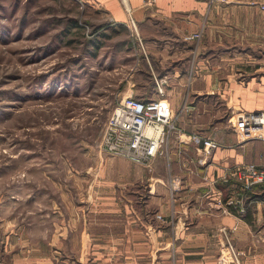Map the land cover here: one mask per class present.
<instances>
[{
  "label": "crops",
  "instance_id": "obj_1",
  "mask_svg": "<svg viewBox=\"0 0 264 264\" xmlns=\"http://www.w3.org/2000/svg\"><path fill=\"white\" fill-rule=\"evenodd\" d=\"M257 1H82L104 19L97 35L128 27L129 15L136 22L137 67L117 94L159 96L154 81L162 76L172 111L189 105L178 115L185 130L220 144L203 157L189 138L180 151L171 138L167 153L148 164L86 147L80 156L58 154L25 164L24 175L0 177V264H235L222 227L241 264H264V183L236 205L223 202L240 191L237 165L264 168V138L239 141L227 119L240 109L264 111ZM199 29L200 38L185 37Z\"/></svg>",
  "mask_w": 264,
  "mask_h": 264
},
{
  "label": "rangeland",
  "instance_id": "obj_2",
  "mask_svg": "<svg viewBox=\"0 0 264 264\" xmlns=\"http://www.w3.org/2000/svg\"><path fill=\"white\" fill-rule=\"evenodd\" d=\"M82 1L0 0L1 178L36 160L100 149L104 122L126 94L117 87L137 67L132 29L97 35L104 19Z\"/></svg>",
  "mask_w": 264,
  "mask_h": 264
},
{
  "label": "built area",
  "instance_id": "obj_3",
  "mask_svg": "<svg viewBox=\"0 0 264 264\" xmlns=\"http://www.w3.org/2000/svg\"><path fill=\"white\" fill-rule=\"evenodd\" d=\"M264 10V0L255 3ZM128 10V9H127ZM128 26L138 36L137 25L134 18L129 15ZM201 29L192 31L185 35L188 39H198ZM137 40L141 43L140 37ZM166 78L155 77L154 85L159 96L141 98L133 95L123 96L111 108L106 118L98 145L100 149L114 155H120L126 159L140 164H148L152 157L157 154H166L168 151V140L173 138L177 151L182 148L186 138L193 141L201 150V155L207 157L220 142L211 134L200 132L188 133L180 124L178 115L189 109L184 103L178 112L174 113L169 102L163 97ZM228 121L235 128L239 141L250 138H264V111L262 109L245 110L240 109L237 114H230ZM239 192L231 193L224 199L225 205H236L245 198V193L257 183H264V168L255 162L241 163L233 170ZM224 175L222 180L228 181ZM220 204V202H219ZM221 205V204H220ZM224 208V207H223ZM227 211V208H224ZM240 210L244 207L240 206ZM161 218L160 213H156ZM225 246L231 253L235 264L240 263L241 252L237 250L226 234Z\"/></svg>",
  "mask_w": 264,
  "mask_h": 264
},
{
  "label": "trees",
  "instance_id": "obj_4",
  "mask_svg": "<svg viewBox=\"0 0 264 264\" xmlns=\"http://www.w3.org/2000/svg\"><path fill=\"white\" fill-rule=\"evenodd\" d=\"M237 185V184H236Z\"/></svg>",
  "mask_w": 264,
  "mask_h": 264
}]
</instances>
